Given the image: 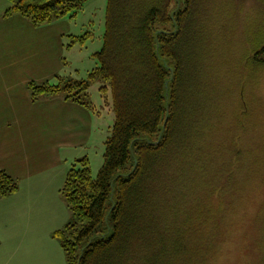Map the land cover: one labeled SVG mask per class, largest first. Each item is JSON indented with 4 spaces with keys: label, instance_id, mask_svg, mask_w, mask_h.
<instances>
[{
    "label": "trees",
    "instance_id": "16d2710c",
    "mask_svg": "<svg viewBox=\"0 0 264 264\" xmlns=\"http://www.w3.org/2000/svg\"><path fill=\"white\" fill-rule=\"evenodd\" d=\"M9 1L4 18L21 15L41 27L72 20L88 0ZM197 3L109 0L99 66L88 80L59 75L52 83L28 84L34 102L60 96L94 114L86 100L92 83L105 81L102 94L112 97L116 119L98 177L84 157L62 188L71 216L53 238L67 264H213L217 257L224 227L210 212L216 191L203 194L194 184L206 119L200 108L206 84L193 40L200 30L193 24ZM88 37L70 35L67 48ZM253 62L264 68V45ZM19 188L0 170V199Z\"/></svg>",
    "mask_w": 264,
    "mask_h": 264
},
{
    "label": "rangeland",
    "instance_id": "374dc122",
    "mask_svg": "<svg viewBox=\"0 0 264 264\" xmlns=\"http://www.w3.org/2000/svg\"><path fill=\"white\" fill-rule=\"evenodd\" d=\"M1 2L11 6L8 0ZM197 2L193 24L200 30L193 40L206 84V103L200 106L206 119L197 139L194 184L197 181L203 194L216 191L210 212L222 220L224 230L213 264H264V68L253 62L264 45V0ZM108 3L88 0L69 20L73 36L89 37L67 50L66 76L88 80L99 66L96 54L104 46ZM71 42L69 38L68 45ZM105 85L101 80L92 83L86 97L96 113L95 137L79 158L89 157L93 178L105 162V143L116 119L111 93L104 97L101 91ZM37 242L25 244L19 253L14 245L0 247V264H54L52 244ZM56 264H67L66 258Z\"/></svg>",
    "mask_w": 264,
    "mask_h": 264
},
{
    "label": "crops",
    "instance_id": "0c3cea01",
    "mask_svg": "<svg viewBox=\"0 0 264 264\" xmlns=\"http://www.w3.org/2000/svg\"><path fill=\"white\" fill-rule=\"evenodd\" d=\"M1 1L0 170L17 179L20 188L0 199V247L14 245L19 253L25 244L36 246L44 239L52 244L50 261L56 264L66 256L53 233L71 216L62 188L72 165L94 141L95 114L60 96L34 102L28 90L31 82L52 83L68 75L71 22L36 27L21 15L4 18L10 6Z\"/></svg>",
    "mask_w": 264,
    "mask_h": 264
}]
</instances>
